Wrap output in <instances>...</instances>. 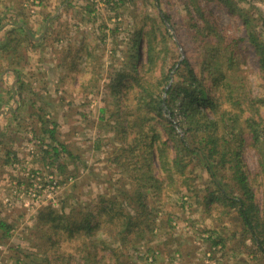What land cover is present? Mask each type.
Returning a JSON list of instances; mask_svg holds the SVG:
<instances>
[{
	"label": "trees",
	"instance_id": "1",
	"mask_svg": "<svg viewBox=\"0 0 264 264\" xmlns=\"http://www.w3.org/2000/svg\"><path fill=\"white\" fill-rule=\"evenodd\" d=\"M195 1L188 5V14L193 23L194 36L202 41L200 47H206L205 52L202 49L205 57L200 74L186 58L173 64L165 73L163 68L166 63L162 60L168 50L164 42L166 37L162 36L158 27L151 25L150 28L146 26L147 30L142 28L136 32L130 47V73L115 75L113 83L109 84L111 96L115 95L119 109L122 101L130 102V105L134 101L138 115L137 120L125 122L128 119L123 118L125 110H117L121 115L116 137L125 141L112 155V162L122 169V176L114 184V194H101L93 206H83L79 199L73 197L74 206L67 199L63 200L59 209L42 207L32 231L34 237L41 241L43 250L25 256L31 264H102L105 260L104 257L100 260L103 252L108 253V259L113 264H125L122 259L156 229L159 200L175 195L178 181L185 180L181 182L184 188L193 181L189 174L186 176L192 161H197L195 166L209 175V184L216 191L210 190L207 196L197 200L198 194L188 190L187 196L179 198L182 209L186 204L192 206L189 200H185L187 197L191 202L195 199L208 214L212 213L213 206L237 208L244 228L253 236L264 256V210L257 205L252 189V182L255 185L260 181L259 185H264V32L257 28L255 13L242 8L240 0H203L208 4L218 3L240 16L247 34L246 41L256 54L262 80V96L252 97L240 74V44L243 40L230 38L226 30L222 33L209 32V20L202 13L200 0ZM247 2L250 4L251 0ZM159 18L171 22L169 15ZM146 39L148 49L144 64L142 42ZM26 41L33 42L31 33L14 29L6 34L0 47V59L6 54L13 55L3 71L18 80V84L10 90L12 94L23 90L25 85L17 60L23 61L24 57L18 54ZM32 44L33 48H38ZM160 65L163 70L161 77L147 79ZM153 79L156 84L152 83ZM4 101V96H0V113ZM136 114L129 111L128 116ZM47 123L42 118L44 136L50 139L44 158L49 156L58 161L61 151L75 158L59 141L57 124ZM157 126L163 128L166 139ZM179 130L182 132L179 133ZM133 133L135 137L126 142ZM248 150H253L259 158V172L255 171V175L251 173L252 177L247 174L243 161ZM57 161L47 165L56 167L61 175L60 170L63 171L64 166L59 170ZM14 162L20 160L17 158ZM172 221L173 213L169 207L165 222L160 226L161 230L165 225L169 229L164 239L166 245L170 239L169 244H176L172 232L169 234L171 228L175 230ZM10 230L7 224L0 221L2 240L10 236ZM146 240L147 244L148 237ZM180 245L179 241L176 246ZM212 245L224 247V242L220 240ZM138 252L140 261L132 264H149L148 254H142L141 250ZM159 257L162 254L158 252L151 257L152 262Z\"/></svg>",
	"mask_w": 264,
	"mask_h": 264
},
{
	"label": "rangeland",
	"instance_id": "2",
	"mask_svg": "<svg viewBox=\"0 0 264 264\" xmlns=\"http://www.w3.org/2000/svg\"><path fill=\"white\" fill-rule=\"evenodd\" d=\"M115 1L114 7L107 6L98 10L88 5L92 9V14L95 13L91 16L92 32L87 38L90 45L84 47L82 42L76 45L78 48L76 54L80 55L77 66L73 63L50 65V73L54 74L48 81L37 78L39 66L33 63L34 59L30 56L34 53L40 54V48L28 50L23 45L20 52L24 62L21 60L17 62L20 64L25 85L23 90L12 94L11 88L18 84V80L13 75L3 72L10 59L1 56L0 96H4L5 101L0 113V221L7 224L11 230L7 239L2 240L3 237L0 235V264H31V260L25 256L43 250L41 241L34 237L35 233L32 230L38 211L48 205L25 207L24 202L13 193L16 188L21 190L27 188L28 179L25 174L29 170L42 169L49 162L57 161L49 156L44 158L45 151L49 149L50 139L44 136L42 118L49 125L52 122L57 124L59 141L75 157L61 151L56 163L59 170L64 166V172L60 170V175L57 168L53 167L66 184L60 194L59 205L55 208L59 209L63 200L67 199L73 206L75 199H79L83 206H93L101 194L108 196L114 194L113 188H116L114 184H117L116 181L122 176V169L117 168L112 162L115 150H118L125 141H119L116 137V127L120 123L121 115L117 110H125L123 118H128L125 122L138 118L136 102L133 101L130 105V102L122 101L123 105L121 104L119 109L117 99L115 95L111 96L109 88L115 75L122 72L130 73V47L136 32L145 29L147 25V28H150L151 25L158 27L162 36L166 37L164 42L168 48L167 55L165 59H161L166 63L163 68L165 73L173 64L185 58L197 73L201 72L205 57L203 51L205 52L206 47H200L202 41L194 36L193 23L188 14V5H192V2L194 4L195 0ZM240 1L242 8L255 13L257 28L264 32V0H251L250 4L248 0ZM200 6L202 13L209 20L207 25L209 32L222 33L226 30L230 38L243 40L240 44L242 50L240 74L244 77L246 89L252 92V97L262 96V80L257 57L253 47L246 41L247 34L240 16L232 14L218 3L208 4L200 0ZM165 15L171 17V22H164L159 18ZM147 43V39L142 42L144 56L148 49ZM60 46L65 44L57 46L56 52L65 51ZM30 59L31 64L28 63ZM143 63H146V56ZM155 69L154 73L146 77L147 79L161 77L162 66ZM152 83L156 84V80L153 79ZM163 96L165 97V94ZM129 99L134 100L133 97ZM129 111L136 115L129 117ZM157 127L166 139L163 128ZM181 132L179 130V133ZM134 137V133L130 134L126 142ZM17 158L20 162H14ZM258 160L253 150L245 152L243 161L248 175L251 173L255 175V171L259 172ZM155 162L157 164V161ZM196 163L197 161H192V165L188 171L186 170V176L189 174L190 180H193L189 182L188 189L181 186V182L185 180H180L175 195L159 200L156 229L146 235L140 242L141 245L132 249L122 262L139 263L137 256L141 250L142 254H148L149 264H264V256L258 250L253 236L244 228L237 208L213 206L212 213L208 214L203 207L198 206L195 199L191 202L187 197L185 200H189L192 206L186 204L184 210L182 209L179 198L187 196L188 190L198 194L197 200L207 196L210 190L216 191L215 187L209 184V175L201 167H196ZM18 164L19 167L15 166ZM260 178L262 179L259 176ZM259 182L255 185L252 182V189L257 205L264 210V185H259ZM7 199L10 201H6ZM169 207L173 213L172 227L175 229L171 228L169 234L172 232V239L176 240V244L180 241V246H176L175 243L169 244L171 239L166 245L164 239L169 229L167 225L163 230L160 229ZM147 237L150 241L148 240L146 244ZM220 240L224 242V247L212 245ZM158 252L162 257L152 262L151 257L156 256ZM101 256L100 260L103 257L105 259L102 264H113L109 261L107 252L101 253Z\"/></svg>",
	"mask_w": 264,
	"mask_h": 264
},
{
	"label": "crops",
	"instance_id": "3",
	"mask_svg": "<svg viewBox=\"0 0 264 264\" xmlns=\"http://www.w3.org/2000/svg\"><path fill=\"white\" fill-rule=\"evenodd\" d=\"M30 1L0 0V47L4 44L6 34L14 29L31 33L33 42L26 41L22 44L28 50L33 49L32 43L40 48V54L34 53L30 56L34 59L33 63L39 66L37 78L48 81L54 74L50 73V65L80 62L76 45L79 42L84 47L89 44L90 40L87 38L92 32V9L85 0H38L39 5L32 13ZM61 44H65L60 46L65 51L56 52L55 48ZM20 55L22 54H18ZM12 56L6 54L4 58L9 59ZM67 58L72 60H66ZM28 63H32L31 59ZM54 72L56 73L55 70Z\"/></svg>",
	"mask_w": 264,
	"mask_h": 264
},
{
	"label": "built area",
	"instance_id": "4",
	"mask_svg": "<svg viewBox=\"0 0 264 264\" xmlns=\"http://www.w3.org/2000/svg\"><path fill=\"white\" fill-rule=\"evenodd\" d=\"M87 5L91 6L92 9L98 10L102 7H114L115 0H85ZM39 5L38 0H31L29 6L31 7V12H35V8ZM92 15H95L93 12ZM34 154V150L31 151ZM34 158V156H32ZM23 163V161L21 162ZM26 163V162H25ZM27 165V164H26ZM20 166V164L15 165ZM28 179L27 188L17 189L13 192L15 196L19 197L25 204V207L31 206H43L48 205L52 207H57L59 205L58 200L60 194L65 189L66 184L59 177L55 169L46 165L42 169H35L34 171L29 170L26 174ZM24 189V190H23ZM6 201H10L7 199ZM12 202L9 204L11 205Z\"/></svg>",
	"mask_w": 264,
	"mask_h": 264
}]
</instances>
